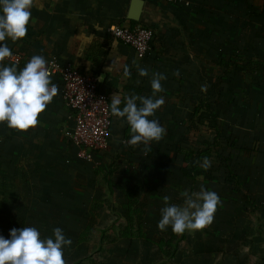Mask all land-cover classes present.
<instances>
[{
    "label": "rangeland",
    "instance_id": "374dc122",
    "mask_svg": "<svg viewBox=\"0 0 264 264\" xmlns=\"http://www.w3.org/2000/svg\"><path fill=\"white\" fill-rule=\"evenodd\" d=\"M221 3L233 5V10L218 15L207 11L210 6L204 4L195 13L192 36L202 45L208 44L211 56L204 58L198 52V74L189 91L201 92L213 101L223 121L227 113L238 111L245 107L243 103L252 101L224 92L241 90L243 96H248L251 90H264V74L231 72L224 76L211 61L217 57H233L238 61L264 59V0H221L218 4ZM178 101L177 105L168 104L161 116V126V121L171 123L163 126L164 137L152 142L155 150L150 156H145L140 147L131 149L125 158L124 154L115 158L117 169L110 175L113 192L103 178L109 164L100 163L104 171L97 173L95 169L99 165L85 161L80 164L74 153L78 162L68 158L64 163L53 160V163L49 161V170L37 169L36 165L25 163L24 157L18 158L13 153L10 159H4L0 152V236L10 239L13 228L35 227L41 239H54L53 229L58 227L72 241L63 248L66 264H264V215L245 203L241 188L236 190L235 182L207 181L202 177L191 182L181 177V156L173 152V147L186 134L183 122L179 124L182 127H177L175 116L185 115L181 121L186 120L190 107L187 97ZM203 129L199 134L191 133L193 140L197 135L198 144L207 136ZM113 146L107 153L114 160L116 146ZM54 163L60 167H54ZM117 184L135 186L137 204L142 209L140 221L131 225L130 238L121 235L126 221L121 207L122 192ZM201 186L216 192L221 199L211 225L182 235L174 234L171 227L160 231L157 224L161 219L160 209L164 207L162 197L168 195L170 204L180 205L184 199L181 192H198ZM92 199L100 204L94 212L91 233L86 240L77 241L88 220ZM139 222L143 238L136 235ZM159 240L162 250L157 245Z\"/></svg>",
    "mask_w": 264,
    "mask_h": 264
},
{
    "label": "crops",
    "instance_id": "0c3cea01",
    "mask_svg": "<svg viewBox=\"0 0 264 264\" xmlns=\"http://www.w3.org/2000/svg\"><path fill=\"white\" fill-rule=\"evenodd\" d=\"M188 1L190 6L186 7L183 2L166 0H35L31 9L35 23L30 20L25 38L15 44L10 40L6 42L11 51L21 56V61L15 64L17 71L23 69L33 55H42L47 60L55 54L64 62H71L81 73L95 75L100 90L109 98V104L116 92L121 97L130 94L151 96L152 73L164 74L166 79L161 81L164 91L158 93L157 98L163 96L165 102L154 116L149 117L160 123L170 104L177 105L178 98L189 97V87L198 74V52L204 58L211 56L208 44L202 45L192 36L195 13L204 4L210 6L207 11L218 15L232 11L234 7L219 5L221 0ZM212 1L216 3L212 5ZM112 24H140L150 28L153 36L149 53L139 56L131 47L115 39L108 30ZM242 44L244 46V40ZM2 64L10 67L14 63L5 60ZM124 65L130 68L129 78L122 75ZM137 66L148 69L149 75L139 76ZM51 79L58 85L59 91L39 115L37 126L21 133L9 129L6 123H0V152L4 159H10L14 153L18 158H26L25 163H32L37 169L47 167L48 170L49 161L64 163L67 158L73 162L76 160V148L70 140L72 111L61 99L60 77L51 75ZM224 93L252 98L251 102L243 103L245 107L227 113L225 120L232 128L234 122L237 141L241 145L255 149L249 158L238 157L241 193L251 201L253 209L264 215V90H251L248 96H243L241 90ZM173 112L182 113L178 110ZM182 122L178 119L177 127H181L179 124ZM168 123L161 121L162 126ZM126 128L128 125L123 118L113 116L108 148L96 155L99 164L110 165L117 161L115 158L119 159L118 156L124 154L125 158L131 149L135 151L142 146L126 145L125 142L130 139L125 136ZM113 145L116 146L114 160L107 153ZM78 161L82 164L83 160ZM54 167L60 166L54 163Z\"/></svg>",
    "mask_w": 264,
    "mask_h": 264
},
{
    "label": "clouds",
    "instance_id": "9594fccd",
    "mask_svg": "<svg viewBox=\"0 0 264 264\" xmlns=\"http://www.w3.org/2000/svg\"><path fill=\"white\" fill-rule=\"evenodd\" d=\"M34 2L0 0V123H6L9 129L21 133L37 126L39 115L59 91L58 85L52 83L48 61L42 55H33L19 71L15 64L10 67L2 64L12 56L6 41L14 44L22 41L30 20L35 23L31 13ZM137 71L141 77L149 75L146 68L137 66ZM122 75L125 78L131 76L128 65L123 66ZM164 79V74L152 73L151 96L130 94L121 97L116 92L111 98V114L123 118L129 126L130 139L126 145H144L141 151L145 156L152 151L151 143L159 142L166 134L158 120L149 119L165 102L163 96L157 98V94L164 91L161 85ZM197 163L204 170L211 167L207 157ZM180 195L184 198L180 205L170 204L168 195L162 197L164 207L160 209L161 219L157 228L163 232L171 227L174 234L182 235L186 231L194 233L210 226L221 204L218 194L201 186L198 192L185 190ZM9 235L10 239L0 236V264H66L63 248L71 245L72 241L65 238L62 229H53L54 239H41L35 227L13 228Z\"/></svg>",
    "mask_w": 264,
    "mask_h": 264
},
{
    "label": "trees",
    "instance_id": "16d2710c",
    "mask_svg": "<svg viewBox=\"0 0 264 264\" xmlns=\"http://www.w3.org/2000/svg\"><path fill=\"white\" fill-rule=\"evenodd\" d=\"M149 44H151V40ZM211 62L221 70V74L224 76L229 75L231 72L244 74L256 73L260 71L264 74V59L249 58L245 61H238L233 57H217ZM187 98L190 111L189 115L186 117V120H183V127L186 135H183L184 137H182L185 139H182L181 137V139L175 142L173 147V152L181 156V162L179 165L181 177L191 182H194L198 177H202L207 181L220 180L223 181V183L235 182L236 190L239 191L242 187V180L239 177L240 168L238 165V157L240 156L242 158H249L252 156L251 154L255 150L254 147L241 145L237 141L238 136L236 131H234V122L232 128V125L228 123L225 118L222 121L220 114L216 109V104L207 97L203 96L201 92H190L189 97ZM183 118L184 116H175L176 120H182ZM201 128H204L203 130L207 132V136L204 137L201 140V143L198 144L196 143L199 142L196 141L197 135L196 139L193 140L191 139V133L197 132V134H199ZM125 136L130 138L129 126L125 129ZM234 136L236 138H234ZM141 147L143 148L144 145ZM150 147L152 148V151L149 152L147 156H150L155 150L152 144ZM96 155L97 154H95V158L97 159L98 157ZM118 157L121 158L122 156ZM205 157L211 161V167L208 170L202 169L197 163V161L202 162L203 158ZM97 165H99V163ZM233 165H236L235 169H233ZM116 169L117 165L115 163H111L108 165V170L105 172V174H103V178L111 192H113L112 185H114V182L110 175H112ZM102 171H104V168L100 165L95 169V172L97 173H102ZM116 186L122 192L123 202L121 207L123 209V217L126 221V225L121 232V235L123 237L130 238L133 235L131 232V225L137 220L140 221L142 216V209L137 204L136 199L137 189L135 186L128 187L122 184H117ZM243 197L245 203L248 204L251 209H253V204L248 200L247 196L243 195ZM99 204L100 202L96 199H92L90 201V208L87 212L88 220L84 224L82 230L78 233L77 241L86 240L88 234L91 233L93 226L92 223L94 222V217H96V213L94 212L96 208L99 207ZM140 224L141 223L139 222L136 229L138 231L136 235L140 238H143V233L140 230ZM5 225L7 227H14L11 226L10 223H5ZM181 239H183L182 236ZM181 239H178V241ZM157 245L159 249L162 250L160 246V240L157 242ZM175 249L176 248L174 246L172 254ZM76 263H78V261H76Z\"/></svg>",
    "mask_w": 264,
    "mask_h": 264
},
{
    "label": "built area",
    "instance_id": "2783aa9c",
    "mask_svg": "<svg viewBox=\"0 0 264 264\" xmlns=\"http://www.w3.org/2000/svg\"><path fill=\"white\" fill-rule=\"evenodd\" d=\"M172 3H188V0H166ZM111 35L131 47L137 55L144 56L150 49L153 32L140 24H112ZM5 60L17 64L21 56L12 51ZM52 75L61 79V99L72 111L73 129L70 140L76 148V155L86 163L98 164L95 154L108 148L113 115L110 112L108 96L100 90L98 79L93 74L81 73L71 62H64L53 54L48 57Z\"/></svg>",
    "mask_w": 264,
    "mask_h": 264
},
{
    "label": "water",
    "instance_id": "95a60500",
    "mask_svg": "<svg viewBox=\"0 0 264 264\" xmlns=\"http://www.w3.org/2000/svg\"><path fill=\"white\" fill-rule=\"evenodd\" d=\"M138 1H140V0H138ZM133 19H136V18H133Z\"/></svg>",
    "mask_w": 264,
    "mask_h": 264
}]
</instances>
